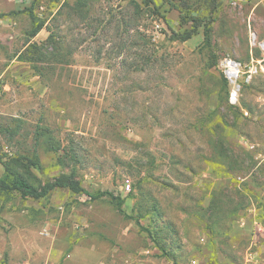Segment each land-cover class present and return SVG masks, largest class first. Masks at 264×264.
<instances>
[{
    "label": "rangeland",
    "instance_id": "obj_1",
    "mask_svg": "<svg viewBox=\"0 0 264 264\" xmlns=\"http://www.w3.org/2000/svg\"><path fill=\"white\" fill-rule=\"evenodd\" d=\"M225 58L243 67L235 104ZM0 120L21 122L22 149L39 127L38 191L66 175L102 194L0 191V264H134L155 248L247 264L238 222L264 205V0H0Z\"/></svg>",
    "mask_w": 264,
    "mask_h": 264
},
{
    "label": "trees",
    "instance_id": "obj_2",
    "mask_svg": "<svg viewBox=\"0 0 264 264\" xmlns=\"http://www.w3.org/2000/svg\"><path fill=\"white\" fill-rule=\"evenodd\" d=\"M35 6L36 5L32 3L29 10L31 17L34 20L33 23H35L34 28L30 32V37H35L45 26V21H41L40 23L36 24V17L33 13ZM78 7H81L80 3L78 4ZM192 34L193 32H188L186 36L182 37V40L186 41L190 39ZM11 122H14L15 124L13 123L12 126L8 124L6 125L0 120V135L3 139L7 140L9 145L16 144L18 151L14 156H9L7 153L4 154L2 152V142H0V164L5 168L4 174L0 177V191L8 193L15 192L22 197H30L34 200H38L47 196L50 192L57 188H67L75 194L87 195L91 200H97L102 196V194L94 195L79 185L74 186L70 181L71 178L66 175H61L54 182H47L42 190L38 191L35 184L36 177L31 172V169L37 166L38 157L35 153L37 151L38 145L41 143L40 129L38 127L34 132V143L32 150L26 148L22 149V143L17 141V137L20 136V131L22 130L21 122L19 120H11ZM108 195L117 201V208L120 214L135 220L139 225L138 220L127 216L125 213L123 209L124 200L122 198L113 197L112 194ZM162 252L164 255L165 252L163 250Z\"/></svg>",
    "mask_w": 264,
    "mask_h": 264
},
{
    "label": "crops",
    "instance_id": "obj_3",
    "mask_svg": "<svg viewBox=\"0 0 264 264\" xmlns=\"http://www.w3.org/2000/svg\"><path fill=\"white\" fill-rule=\"evenodd\" d=\"M263 203V200L261 201ZM260 201H253L250 204V211H254L253 218H244L242 217L238 225L242 227L243 229L241 230L242 232L246 233L247 235H250V243L248 245V249L246 250V263L249 264L251 263L250 261H254V264H259L261 262L264 264V236H258L256 237L254 234H250L249 232V225L254 224L256 221H258L257 213L258 211L261 213L262 209H264V205ZM252 213V212H250ZM260 221L262 219H259ZM262 222V221H261ZM252 229V227H251ZM232 237V236H230ZM236 246H232V252L235 253V250H233ZM142 254L146 255L143 256L144 258H140L139 260H136L134 264H173L171 261L169 262V259L167 257H163V260L159 262L158 255L159 257L163 255L162 250L155 248L154 250L148 249V250H143ZM153 255V256H149ZM156 256V257H154ZM250 257V259H249ZM229 264H232L228 262ZM253 263V262H252ZM105 264V263H102Z\"/></svg>",
    "mask_w": 264,
    "mask_h": 264
},
{
    "label": "built area",
    "instance_id": "obj_4",
    "mask_svg": "<svg viewBox=\"0 0 264 264\" xmlns=\"http://www.w3.org/2000/svg\"><path fill=\"white\" fill-rule=\"evenodd\" d=\"M223 74L226 80L233 86L232 92L230 93V101L235 104L238 101V95L240 92V85L238 81L242 73V64L233 60L232 58H225L222 63ZM255 224H258L257 221ZM259 225V224H258ZM261 226L258 227V231H261Z\"/></svg>",
    "mask_w": 264,
    "mask_h": 264
}]
</instances>
